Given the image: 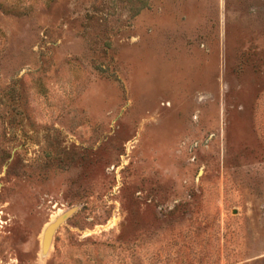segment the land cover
Segmentation results:
<instances>
[{
  "label": "rangeland",
  "instance_id": "obj_1",
  "mask_svg": "<svg viewBox=\"0 0 264 264\" xmlns=\"http://www.w3.org/2000/svg\"><path fill=\"white\" fill-rule=\"evenodd\" d=\"M0 264H264V0H0Z\"/></svg>",
  "mask_w": 264,
  "mask_h": 264
},
{
  "label": "water",
  "instance_id": "obj_2",
  "mask_svg": "<svg viewBox=\"0 0 264 264\" xmlns=\"http://www.w3.org/2000/svg\"><path fill=\"white\" fill-rule=\"evenodd\" d=\"M76 211V208H71L58 216L54 222H52L49 226H47L45 232H44V238H43V250L46 251L50 245L52 236L55 232V230L64 223L67 219H69Z\"/></svg>",
  "mask_w": 264,
  "mask_h": 264
}]
</instances>
